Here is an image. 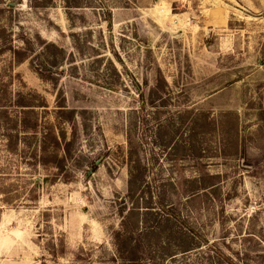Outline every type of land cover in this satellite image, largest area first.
Instances as JSON below:
<instances>
[{
    "label": "rangeland",
    "instance_id": "1",
    "mask_svg": "<svg viewBox=\"0 0 264 264\" xmlns=\"http://www.w3.org/2000/svg\"><path fill=\"white\" fill-rule=\"evenodd\" d=\"M127 260L264 264V0H0V264Z\"/></svg>",
    "mask_w": 264,
    "mask_h": 264
},
{
    "label": "trees",
    "instance_id": "2",
    "mask_svg": "<svg viewBox=\"0 0 264 264\" xmlns=\"http://www.w3.org/2000/svg\"><path fill=\"white\" fill-rule=\"evenodd\" d=\"M16 54V51H15ZM18 54V53H17ZM22 110V116L23 119H19V127L24 131L25 130V134L29 133V141H32V139H34L36 141L35 145H34V149H33V153L31 156L32 161H34V164H32L33 166H41V167H45L46 164H48V160L47 158L49 157V155H53L54 153L51 152L49 144L51 143V137L53 138V136H55L56 140L55 143L59 145V143L61 142V140H65V138H58V136H56L54 133L47 131L46 128H44V131H47L45 133V135L43 136V140H41L42 134L40 131V125H39V117H38V113H37V108H40L32 103H27L25 105H21L20 106ZM43 107H47V106H43ZM63 107V106H62ZM65 109L60 110L59 114H61V116H69L70 118H72L71 120L73 122H75V120L77 119V116L79 113H77V111L75 110H66V107H63ZM28 120L30 122H28ZM70 120V119H69ZM69 120H67V122H70ZM18 126V125H17ZM48 130H51V128H49ZM53 131V130H52ZM9 142V146H7V150L9 153H14L15 152V145L12 144L10 141ZM50 142V143H49ZM66 142V141H65ZM54 147V145H53ZM17 148V147H16ZM67 151L64 150V154H65V158L66 156H68ZM58 153L56 152L55 155H57ZM131 156H133L131 154ZM130 156V157H131ZM46 157V159H45ZM64 157V155H63ZM144 167L142 165V163L140 161H138L137 159H133V157L130 158V163H129V191L131 194H133L134 192H136L139 188V179L143 178L144 175ZM136 208H139V206H137ZM128 263L126 264H139L138 262H136L135 260H127Z\"/></svg>",
    "mask_w": 264,
    "mask_h": 264
}]
</instances>
